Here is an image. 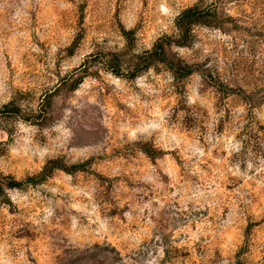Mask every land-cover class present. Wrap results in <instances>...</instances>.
<instances>
[{
  "label": "rangeland",
  "instance_id": "obj_1",
  "mask_svg": "<svg viewBox=\"0 0 264 264\" xmlns=\"http://www.w3.org/2000/svg\"><path fill=\"white\" fill-rule=\"evenodd\" d=\"M194 5L195 72L130 78ZM52 160L88 165L3 186L0 264H264V0H0V184Z\"/></svg>",
  "mask_w": 264,
  "mask_h": 264
},
{
  "label": "trees",
  "instance_id": "obj_2",
  "mask_svg": "<svg viewBox=\"0 0 264 264\" xmlns=\"http://www.w3.org/2000/svg\"><path fill=\"white\" fill-rule=\"evenodd\" d=\"M211 18V13L209 9L202 8L199 5H194L188 9L182 11L175 19V28L178 33L177 38L175 40L170 39L169 37H162L159 38L150 51L144 52L140 55H135L134 64L132 68L128 71L130 72V78H134L142 72H145L152 66L157 64L163 65L168 72L171 74L174 80L184 79L190 75H192L195 71L192 66L184 64L179 59L174 56H169L167 54V49L171 46L183 47L187 44L192 28L195 26H208L209 19ZM132 32H124L123 35L126 37L127 42H130V36ZM128 38V39H127ZM121 55V54H120ZM114 62L115 65L112 66L110 72L113 75L119 76L120 73V56L114 55ZM81 82V79H77L74 82V86H77ZM13 103L10 102L3 107L2 110L8 109L12 106ZM146 154L149 153V150L146 151ZM151 156V155H150ZM88 162L66 166L60 160H52L46 163V165L42 168L40 173L37 176L29 177L24 181H14L13 179H6L3 181L4 183L0 184V192L2 188L6 189H20L24 185H37L42 183L43 181L47 180L52 172L54 171H62L67 174H73L75 172H84L86 170V166Z\"/></svg>",
  "mask_w": 264,
  "mask_h": 264
}]
</instances>
